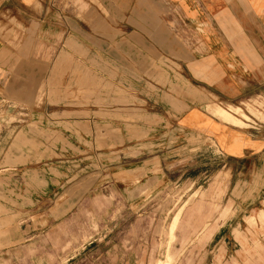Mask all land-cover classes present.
<instances>
[{
	"label": "rangeland",
	"instance_id": "374dc122",
	"mask_svg": "<svg viewBox=\"0 0 264 264\" xmlns=\"http://www.w3.org/2000/svg\"><path fill=\"white\" fill-rule=\"evenodd\" d=\"M133 40L62 39L33 92L0 93V264H264V150L183 129L199 88ZM210 102L264 124V94Z\"/></svg>",
	"mask_w": 264,
	"mask_h": 264
},
{
	"label": "crops",
	"instance_id": "0c3cea01",
	"mask_svg": "<svg viewBox=\"0 0 264 264\" xmlns=\"http://www.w3.org/2000/svg\"><path fill=\"white\" fill-rule=\"evenodd\" d=\"M92 26L100 28L96 37ZM126 36L135 55L165 53L199 88L179 114L183 129L231 159L263 152L264 124L238 126L227 110L208 106L264 94V0H0V93L33 92L52 43L81 50L77 39Z\"/></svg>",
	"mask_w": 264,
	"mask_h": 264
}]
</instances>
